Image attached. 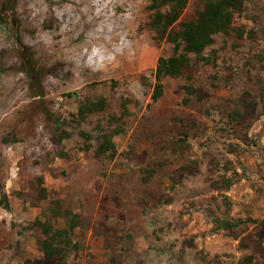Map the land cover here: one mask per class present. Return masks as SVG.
Returning <instances> with one entry per match:
<instances>
[{
    "label": "rangeland",
    "instance_id": "rangeland-1",
    "mask_svg": "<svg viewBox=\"0 0 264 264\" xmlns=\"http://www.w3.org/2000/svg\"><path fill=\"white\" fill-rule=\"evenodd\" d=\"M204 1L188 0L174 27ZM149 3L0 0V264L42 258L34 221L69 224L56 201L80 221L68 264H264V0L235 14L243 36L215 35L210 62L192 56L184 76L164 77L156 101L170 46L148 26ZM99 98L103 109L77 114ZM123 103L114 157L96 154Z\"/></svg>",
    "mask_w": 264,
    "mask_h": 264
},
{
    "label": "trees",
    "instance_id": "trees-1",
    "mask_svg": "<svg viewBox=\"0 0 264 264\" xmlns=\"http://www.w3.org/2000/svg\"><path fill=\"white\" fill-rule=\"evenodd\" d=\"M246 1L248 0H205L203 7L196 11L193 18L180 22L179 27L175 28L174 26L180 19L188 0H150L148 26L154 31L156 40L170 46V53L159 56L153 69L152 101H156L162 95L164 77H182L185 71L193 66L192 56L203 62H210V59L203 55V51L214 42L216 34L229 33L230 30L234 29V16L243 10ZM234 30L238 36H243L245 32L243 28H235ZM19 45L25 63V71L30 74L28 70L33 71L34 68L30 67L29 52L21 43ZM182 88L185 92L183 100L188 102L194 88L191 84H184ZM104 105L105 100L103 98L81 102L77 114L84 118L86 114L103 109ZM122 106L123 109L119 115L111 116V121H115L116 125L110 131L100 133L101 140L94 149L96 154L114 157L116 146L113 137L124 131L121 123L127 114L125 103ZM68 134L66 131L59 133L56 138L57 142L60 143ZM80 134L85 142L84 149L88 150L91 147L89 143L91 136L83 130L80 131ZM63 155L66 154L63 153ZM42 180L39 178L38 193L41 198H46L47 191ZM222 182H224L225 187H229L232 179L222 178ZM55 203L54 215L64 214L69 219V224L66 228H55L49 222H41L39 219L34 221L45 236L40 241L42 258L33 261L34 264H68L69 250L76 246L69 231L80 224V221L76 219L78 214H74L71 210L63 211L59 201ZM0 204L5 208L8 207L6 193H2Z\"/></svg>",
    "mask_w": 264,
    "mask_h": 264
}]
</instances>
